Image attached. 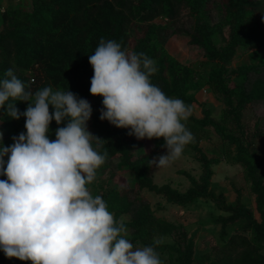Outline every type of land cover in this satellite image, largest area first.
Masks as SVG:
<instances>
[{
	"label": "trees",
	"instance_id": "obj_1",
	"mask_svg": "<svg viewBox=\"0 0 264 264\" xmlns=\"http://www.w3.org/2000/svg\"><path fill=\"white\" fill-rule=\"evenodd\" d=\"M4 9L0 13V78L11 68L33 92L51 85L89 101L93 111L87 127L100 139L93 138L92 144L105 155V162L87 187L124 224L125 238L134 248L152 245L162 264H264V149L260 145L264 133L260 123L251 128L247 118L249 106L264 101V0H7ZM183 9L193 17L188 26L177 25ZM175 34L190 36L191 43L204 49L205 58L197 66L168 51L167 41ZM101 38L114 39L123 49L154 59L151 81L191 107L184 123L193 135L189 150L200 160L202 172L197 177L183 171L190 180L186 189L155 182L149 172L152 155L144 152L143 142L129 135L128 129L99 118L102 97L89 91L93 69L88 56ZM239 49L248 57L234 65ZM206 90L216 103L224 104L217 116L215 107L199 97ZM10 102H16L20 112L28 106L27 101ZM24 125L23 116L12 119L0 111L5 146L26 131ZM57 127L53 120L50 139H55ZM212 136L220 153L209 156L201 141ZM223 160L243 167L254 206L240 190L232 202L211 186L215 166ZM121 170L132 172V177L118 185L113 176ZM143 190L164 197L167 204L213 202L224 212L212 213L210 218L220 225L217 242L197 254L202 223L190 232L184 223L157 215ZM162 206L159 202L157 208ZM0 255L5 257L2 251ZM9 259L11 264H31Z\"/></svg>",
	"mask_w": 264,
	"mask_h": 264
},
{
	"label": "clouds",
	"instance_id": "obj_2",
	"mask_svg": "<svg viewBox=\"0 0 264 264\" xmlns=\"http://www.w3.org/2000/svg\"><path fill=\"white\" fill-rule=\"evenodd\" d=\"M88 60L89 91L102 97L99 118L137 139L163 137L166 153L149 161L156 168L178 159L193 139L184 123L191 107L151 81L155 60L104 38ZM10 101L28 106L20 112ZM0 111L12 119L23 116L26 129L8 146L0 132V176L6 177L0 179V251L6 258L31 264H162L152 245L134 248L102 197L90 194L87 185L105 155L92 144L100 139L87 127L93 111L87 99L51 85L33 92L9 68L0 78ZM53 120L58 127L50 139Z\"/></svg>",
	"mask_w": 264,
	"mask_h": 264
},
{
	"label": "rangeland",
	"instance_id": "obj_3",
	"mask_svg": "<svg viewBox=\"0 0 264 264\" xmlns=\"http://www.w3.org/2000/svg\"><path fill=\"white\" fill-rule=\"evenodd\" d=\"M14 1L18 2V0ZM24 1L27 2L28 0ZM6 4L7 0H0V7L5 8ZM192 20L193 17L188 13V10L183 9L180 16L178 17L177 25L185 24L188 26L191 24ZM156 21L161 22L163 19L158 18ZM166 47L171 54H173L180 61L187 64L197 66L199 61L205 58L204 49L191 43L190 36L188 35L175 34L171 36L167 41ZM247 54L248 52L239 49L238 55L235 56L232 63L234 65L238 64L240 61L248 57ZM209 92V90H206L199 94V97L201 99H205L209 105H213L215 107L214 114L217 116L224 107V104L222 102L216 103L213 97L210 96ZM195 108L197 114L200 115L201 110L199 106L195 105ZM247 115L249 126L254 128L257 123H260L261 129L264 133V101L255 102L250 105ZM139 140L143 142L144 152L151 154L152 158L166 153V148L162 146L164 143L163 137L159 139L144 138ZM201 145L207 151L209 156L215 154L218 155L220 153L219 145L216 143L215 136H212L209 139H202ZM260 145L263 150L264 137L261 139ZM189 149V145H186L182 155L166 167L156 168L155 165L150 164L149 172L153 176L154 181L160 184L171 182L174 186L180 189H186L190 185V180L188 176L183 173V171H188L197 177L200 176L202 172L200 160L195 158L194 154H192L195 152H191ZM215 168L216 173L213 177L211 186H213L216 191L222 190L227 200L234 202L236 201L238 190H240L245 200L247 199L254 206V197H250V190L244 178V170L240 164L230 163L226 160H223L221 163L216 165ZM131 177L132 172H129L128 170H121L114 174L113 180L116 184L121 185L128 183ZM142 193L144 198L149 200L152 208L157 210V215L164 216L165 218L173 221L184 223L187 225L190 232L196 228L198 223H202V228L196 239L197 254L210 249V247L214 246V244L217 242V232L219 231L220 225L212 223L210 218L212 217V213L217 215L224 212L215 208L213 202L203 200L199 203H192L189 206H182L178 204H167L164 197L148 190H143ZM159 202H161V205H163L161 208H157ZM127 218H129V215ZM137 247L142 246L140 245ZM1 256L2 255H0V264H11L9 258H2Z\"/></svg>",
	"mask_w": 264,
	"mask_h": 264
}]
</instances>
